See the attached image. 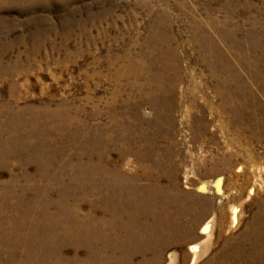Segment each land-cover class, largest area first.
Here are the masks:
<instances>
[{"label": "rangeland", "instance_id": "rangeland-1", "mask_svg": "<svg viewBox=\"0 0 264 264\" xmlns=\"http://www.w3.org/2000/svg\"><path fill=\"white\" fill-rule=\"evenodd\" d=\"M0 264H264V0H0Z\"/></svg>", "mask_w": 264, "mask_h": 264}, {"label": "bare ground", "instance_id": "bare-ground-1", "mask_svg": "<svg viewBox=\"0 0 264 264\" xmlns=\"http://www.w3.org/2000/svg\"><path fill=\"white\" fill-rule=\"evenodd\" d=\"M192 248L194 249V251H196L197 245H193Z\"/></svg>", "mask_w": 264, "mask_h": 264}]
</instances>
